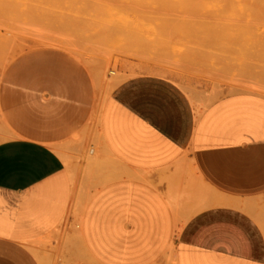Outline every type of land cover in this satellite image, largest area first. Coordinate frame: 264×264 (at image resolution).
<instances>
[{"label": "crops", "instance_id": "obj_1", "mask_svg": "<svg viewBox=\"0 0 264 264\" xmlns=\"http://www.w3.org/2000/svg\"><path fill=\"white\" fill-rule=\"evenodd\" d=\"M203 105L155 75L104 96L62 50L17 58L0 78V264H264V94Z\"/></svg>", "mask_w": 264, "mask_h": 264}, {"label": "rangeland", "instance_id": "obj_2", "mask_svg": "<svg viewBox=\"0 0 264 264\" xmlns=\"http://www.w3.org/2000/svg\"><path fill=\"white\" fill-rule=\"evenodd\" d=\"M263 1L0 0V78L20 56L58 49L88 68L104 96L140 75L169 78L204 105L264 94ZM100 145L94 134L83 152ZM59 263L70 264L63 255Z\"/></svg>", "mask_w": 264, "mask_h": 264}, {"label": "bare ground", "instance_id": "obj_3", "mask_svg": "<svg viewBox=\"0 0 264 264\" xmlns=\"http://www.w3.org/2000/svg\"><path fill=\"white\" fill-rule=\"evenodd\" d=\"M251 1H252V0H251ZM261 1H262V0H261ZM248 2H249V1H248ZM263 3H264V1H263ZM240 4H241V3H240ZM244 5H245V4H244ZM249 5H250V4H249ZM257 5H258V4H257ZM236 6H237V5H236ZM246 6H247V5H246ZM259 6H260V4H259ZM255 7H256V6H255ZM250 8H251V7H250ZM259 9H260V7H259ZM261 9H262V8H261ZM261 11H262V10H261ZM44 40H45V39H44ZM52 40H54V39H52ZM42 41H43V40H42ZM23 42H24V41H23ZM67 44H68V43H67ZM73 51H74V50H73ZM96 104H97V103H96ZM96 106H97V105H96ZM95 111H96V110H95ZM95 111H94V112H95ZM97 114H98V113H97ZM97 114H96V116H97ZM99 118H100V116H99ZM94 119H95V117H94ZM132 173H133V172H132ZM125 175H127V174L125 173ZM137 175H138V174H137ZM139 175H140V174H139ZM127 176H128V175H127ZM130 176H131V175H130ZM131 178H133V177H131ZM140 178H144V177L141 176ZM78 196H80V194H79ZM80 198H81V196H80ZM73 201H74V200H73ZM75 202H76V201H75ZM77 202H78V201H77ZM82 203H83V202H82ZM84 204H85V203H84ZM78 205H79V204H78ZM85 205H86V204H85ZM82 206H84V205H82ZM73 207H74V206H73ZM73 207H72V208H73ZM75 208H76V207H75ZM75 208H74V209H75ZM79 209H80V208H79ZM83 209H84V207H83ZM76 210H78V209H76ZM78 211H79V210H78ZM70 213H71V212H70ZM74 213H76V212H74ZM76 214H77V213H76ZM77 215H78V214H77ZM80 215H81V214H80ZM71 216H72V215H71ZM78 216H79V215H78ZM78 216H76V217H78ZM67 217H68V216H67ZM79 218H80V217H79ZM79 218H77V219L79 220ZM77 219H76V220H77ZM81 219H82V217H81ZM78 224H79V223H78ZM80 224L82 225V222H81ZM80 224H79V225H80ZM175 233H176V232H175ZM173 239H174V238H173ZM172 245H173V244H172ZM173 246H175V245H173ZM172 250L174 251V249H172Z\"/></svg>", "mask_w": 264, "mask_h": 264}, {"label": "built area", "instance_id": "obj_4", "mask_svg": "<svg viewBox=\"0 0 264 264\" xmlns=\"http://www.w3.org/2000/svg\"><path fill=\"white\" fill-rule=\"evenodd\" d=\"M59 264H63V263H59Z\"/></svg>", "mask_w": 264, "mask_h": 264}]
</instances>
